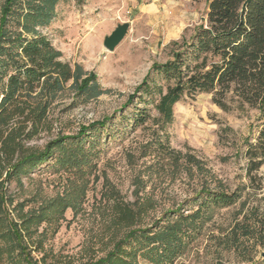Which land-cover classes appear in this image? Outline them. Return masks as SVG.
Instances as JSON below:
<instances>
[{
	"label": "rangeland",
	"instance_id": "374dc122",
	"mask_svg": "<svg viewBox=\"0 0 264 264\" xmlns=\"http://www.w3.org/2000/svg\"><path fill=\"white\" fill-rule=\"evenodd\" d=\"M208 1L61 0L50 24L39 29L62 60L93 72L107 92L84 102L65 91L50 105L43 128L23 139V148L43 150L92 123H107L82 140L85 164H61L68 155L56 149L32 173L5 182L11 217L45 215L30 225L26 239L38 264L94 260L128 230L153 235L174 224L178 239L165 240L172 251L160 256L142 246L133 257L137 264H264V163L248 173L243 156L260 112L231 93L228 110L212 93H199L183 95L166 122L153 102L144 104L135 93L154 63L171 58L173 42L188 39L204 22ZM124 22L126 34L108 50L104 37ZM4 81L3 75L0 85ZM142 109L149 118L134 125L132 116ZM8 167L0 147V180ZM206 190L239 196L226 206L206 204ZM120 208L135 212L126 225L119 224Z\"/></svg>",
	"mask_w": 264,
	"mask_h": 264
},
{
	"label": "trees",
	"instance_id": "16d2710c",
	"mask_svg": "<svg viewBox=\"0 0 264 264\" xmlns=\"http://www.w3.org/2000/svg\"><path fill=\"white\" fill-rule=\"evenodd\" d=\"M60 1L2 0L0 5V81L5 76L0 85V147L9 158L6 179L0 180L1 264H38L30 255L26 239L31 234L30 225L45 217L40 211L16 212V218L11 217L6 202L12 200L4 192L5 182L32 173L56 149L67 152V158L63 154L59 159L61 164L70 160L85 164L82 140L87 134L102 132L107 123L106 118L92 123L75 137L49 142L43 150L23 148V139L43 128L50 105L65 91L73 93L72 99L84 102L107 92L93 72L62 60L61 51L39 31L50 24ZM84 1L75 0L78 4ZM173 44L176 47L171 58L154 63L138 84L137 97L144 104L153 102L166 122L172 119L173 105L183 95L212 93L213 101L228 110L230 105L225 97L231 93L241 104L256 108L260 122L243 151L246 171H256L264 163V0H209L204 22L194 27L188 39ZM132 117L133 124L140 125L149 115L142 109ZM204 196L206 204L226 206L239 195L206 190ZM118 211L119 224L126 225L135 217L133 210ZM179 229L174 224L153 235L128 230L104 256L77 264H137L133 257L142 246L149 251L159 250L160 256H164L173 247L165 240H177Z\"/></svg>",
	"mask_w": 264,
	"mask_h": 264
},
{
	"label": "water",
	"instance_id": "95a60500",
	"mask_svg": "<svg viewBox=\"0 0 264 264\" xmlns=\"http://www.w3.org/2000/svg\"><path fill=\"white\" fill-rule=\"evenodd\" d=\"M128 23L124 22L121 24H118L111 32L110 34L106 35L103 39V45L108 50H113L115 46L122 40L124 35L126 34L128 30ZM264 256V253H263Z\"/></svg>",
	"mask_w": 264,
	"mask_h": 264
}]
</instances>
